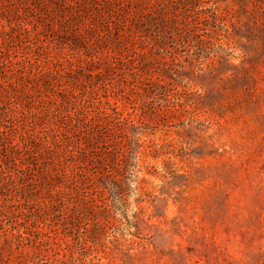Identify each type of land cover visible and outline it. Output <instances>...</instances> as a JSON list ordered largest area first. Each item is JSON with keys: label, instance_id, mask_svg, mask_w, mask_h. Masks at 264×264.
I'll return each instance as SVG.
<instances>
[{"label": "rangeland", "instance_id": "374dc122", "mask_svg": "<svg viewBox=\"0 0 264 264\" xmlns=\"http://www.w3.org/2000/svg\"><path fill=\"white\" fill-rule=\"evenodd\" d=\"M0 264H264V0H0Z\"/></svg>", "mask_w": 264, "mask_h": 264}]
</instances>
